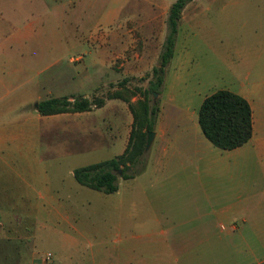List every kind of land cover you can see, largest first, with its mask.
<instances>
[{"label": "crops", "instance_id": "crops-1", "mask_svg": "<svg viewBox=\"0 0 264 264\" xmlns=\"http://www.w3.org/2000/svg\"><path fill=\"white\" fill-rule=\"evenodd\" d=\"M171 6L161 17L163 25L146 32L135 28L142 31L147 48L142 55L135 54L132 61L150 64L144 68L137 65L126 75H143L159 66ZM125 8L102 14L101 45L105 51L101 57H83L76 66L73 56L54 53L51 40L36 41L30 23L23 27L27 36L22 46L33 39L34 45L41 46L39 52L46 47L42 53H9L4 47L13 42L10 34L1 40L0 206L7 208L3 213L23 223L33 218L34 225L44 213L52 214L49 221L54 225L57 246L48 264H264L261 57L242 78L234 74L232 82V92L244 97L253 110L254 131L249 142L222 150L205 137L199 123L200 110L193 105L194 92L186 97V70L179 66L170 74L169 83L166 74L167 92L159 96L166 98L159 104L155 138L143 157L144 168L125 180L126 197L115 201L112 246L105 238L95 247L92 236L74 230L73 216L65 207L72 204L78 188L67 183L74 177L75 158L100 151L101 139L106 140L107 134L114 139L111 147L119 150L116 157L122 155L134 117L128 103L121 99L107 100L102 108L87 112L52 116L41 115L38 107L52 98L92 99L101 90L104 78L118 76L113 65L124 50L120 51L119 45L124 47L137 40L132 34L134 29L121 22ZM159 10L150 6L134 14H157ZM135 17L130 19L135 21ZM202 72L212 84L211 72ZM104 115L111 120L107 130ZM76 142L84 146L76 148ZM115 193H122L121 186ZM22 237L33 235L23 233ZM8 253L11 251L0 242V254ZM16 253L21 255L18 264H45L37 261L32 247L19 245Z\"/></svg>", "mask_w": 264, "mask_h": 264}, {"label": "rangeland", "instance_id": "rangeland-1", "mask_svg": "<svg viewBox=\"0 0 264 264\" xmlns=\"http://www.w3.org/2000/svg\"><path fill=\"white\" fill-rule=\"evenodd\" d=\"M175 1L0 0V42L10 34L13 42L4 47V50L9 53L18 55L42 53L46 47L42 46L43 50L39 52L41 46L34 45L33 39H29L25 42L26 46H22L23 39L27 36L25 34L27 30H23V27L30 23L33 25L32 30L36 41L51 40L50 45L54 53H58V56H73L76 66L83 57L88 58L92 55L101 57L104 53L105 49L101 45L102 14L107 11L111 12L120 6L126 7L121 22L127 28L134 29L132 34L137 40L124 47L119 45L120 51L123 48L124 50L113 65L118 76L104 78L101 90L93 97L105 98L108 94L119 91L123 97L131 98V101L135 102L141 99L140 92L148 89L152 71L143 72V75L138 76L126 75L125 72L137 65L144 68L150 64L145 61H132L135 54L142 55L147 48L141 38L142 31L146 32L145 29L150 30L157 24L163 25L161 17L165 16L163 13ZM150 6L159 8V13L134 14L136 10L141 11ZM135 16L138 17L137 20L130 19ZM153 17H158L160 20H152ZM135 28L142 31L135 30ZM125 41L126 39L122 43ZM174 55L167 67L168 83L171 79L170 74L179 66L184 67L187 73V77L184 78L186 97L194 92L193 105L197 110H200L204 99L212 93L218 90L234 91L232 84L234 74L239 78L245 76L255 59L260 57L263 59L264 74V0H195L189 2L179 22ZM65 63L66 61L62 65ZM205 70L211 72L212 84L207 82L204 75H201L200 72L203 71L204 74ZM76 71L75 67L74 74ZM162 92H167V86H164L160 93L155 92L158 96L156 101L154 97L152 98L153 102L159 101L160 104L165 100L166 96L159 97ZM133 94L136 95L132 96ZM103 117L107 118L105 122L107 130L111 123L110 116L104 115ZM106 137V140L101 139L100 151H89L75 158L73 164L77 166L76 168L116 157L119 150L111 147L114 139L108 134ZM75 146L81 148L84 145L76 142ZM70 182L78 187L74 190L72 204L65 207L73 216L74 230L92 236L95 247L100 245L105 238L109 246H112L115 201L126 197L127 182L125 179L118 178L121 194H106L90 189L80 185L75 177L68 178V185ZM6 209L0 206V242L5 244L11 253L0 254V264H18L21 255L17 254L16 250L19 245L32 247L36 252L37 261L45 263L42 258L48 253L54 254L57 246L54 243L52 230L54 225L49 221L53 219L52 214L44 213L42 219L34 225L33 218L26 219L24 223L19 219L15 221L12 215L8 216L3 213ZM44 222L47 223L44 224ZM38 227H40L39 231ZM23 233H30L33 237H22ZM86 257L92 258L88 254Z\"/></svg>", "mask_w": 264, "mask_h": 264}, {"label": "trees", "instance_id": "trees-1", "mask_svg": "<svg viewBox=\"0 0 264 264\" xmlns=\"http://www.w3.org/2000/svg\"><path fill=\"white\" fill-rule=\"evenodd\" d=\"M191 1L193 0H176L171 6L160 64L152 71L148 89L140 92L141 99L132 102L131 98H125L117 91L105 98L88 99L77 96L70 100L63 97L39 103L38 111L43 116L87 112L102 108L111 99H121L128 103L134 122L125 152L111 160L76 168L74 177L80 185L112 194L119 189L118 178L129 180L143 170L147 134L154 131L159 111V101L153 102V94L160 93L165 84L166 70L175 53L179 22L185 7ZM199 123L205 137L222 150L239 148L253 137V110L250 103L229 90H218L204 99L199 112Z\"/></svg>", "mask_w": 264, "mask_h": 264}, {"label": "water", "instance_id": "water-1", "mask_svg": "<svg viewBox=\"0 0 264 264\" xmlns=\"http://www.w3.org/2000/svg\"><path fill=\"white\" fill-rule=\"evenodd\" d=\"M157 96H158L157 93L153 94L154 101H156ZM36 106L38 107V105H36ZM154 138H155V133L154 132H149L147 134V142H146V149H145L146 152L149 151V149H150V147H151V145L153 143Z\"/></svg>", "mask_w": 264, "mask_h": 264}, {"label": "built area", "instance_id": "built-area-1", "mask_svg": "<svg viewBox=\"0 0 264 264\" xmlns=\"http://www.w3.org/2000/svg\"><path fill=\"white\" fill-rule=\"evenodd\" d=\"M53 259V254L51 253H48L45 257L42 258V260L45 262V263H50Z\"/></svg>", "mask_w": 264, "mask_h": 264}]
</instances>
